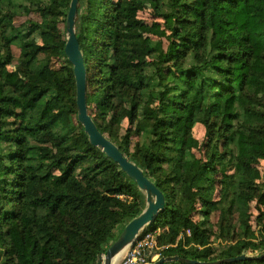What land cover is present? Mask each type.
Instances as JSON below:
<instances>
[{
  "label": "trees",
  "instance_id": "obj_1",
  "mask_svg": "<svg viewBox=\"0 0 264 264\" xmlns=\"http://www.w3.org/2000/svg\"><path fill=\"white\" fill-rule=\"evenodd\" d=\"M70 4L0 0V264H97L146 206L78 121L65 54ZM148 4L171 20L167 44L140 30ZM32 12L40 22L16 26ZM76 34L90 115L165 196V210L144 230H162L161 258L170 260L162 264L219 262L253 243L258 255L221 264H264V0H80ZM196 124L208 133L205 158L190 144Z\"/></svg>",
  "mask_w": 264,
  "mask_h": 264
},
{
  "label": "water",
  "instance_id": "obj_2",
  "mask_svg": "<svg viewBox=\"0 0 264 264\" xmlns=\"http://www.w3.org/2000/svg\"><path fill=\"white\" fill-rule=\"evenodd\" d=\"M79 2L80 0H71L65 25L67 35L65 54L74 70L78 121L88 135L90 144L100 149L107 157L112 159L121 170L136 183L138 188L144 192L146 196V207L143 212L126 225L119 238L110 246L106 253L98 257L97 261V264H119L117 260L121 253L129 249L145 227L153 223L157 216L165 210L166 200L163 192L144 174L143 170L136 163L130 161L117 144L99 130L90 115L87 105V69L76 34V19L78 16ZM246 259H248V256L241 255L236 258L225 259L214 263L182 260L179 257H175L171 260L182 261L187 264H221L244 261ZM167 261L170 260L160 258L156 262L150 264H162Z\"/></svg>",
  "mask_w": 264,
  "mask_h": 264
},
{
  "label": "rangeland",
  "instance_id": "obj_3",
  "mask_svg": "<svg viewBox=\"0 0 264 264\" xmlns=\"http://www.w3.org/2000/svg\"><path fill=\"white\" fill-rule=\"evenodd\" d=\"M154 9H155V5L148 4V5L144 6V8L142 10H140V12L138 13V18H139L140 24H141L140 30L143 32L144 37L147 41L162 39L165 42V44H167L166 36L168 35V32H167L166 27H165V22H170L171 20L168 18H156L154 15ZM29 20L40 22L41 18H40L38 13L32 12L29 15L18 16L15 19V24H16V26H23V25H26V22ZM60 29L63 32L64 25L62 23L60 24ZM65 38H67L66 34H65ZM35 42L37 44H41V41L38 38H35ZM12 50H13V54L15 56V63H17L18 58L20 56V50L17 46H13ZM52 65L54 68H59L61 66V63L56 59H52ZM12 69H13V67H12ZM36 80H37V78L33 77L28 81L34 82ZM257 94L260 97H264V89L262 87L258 88ZM127 127H128V122L124 121L121 125V129H120V133H119L121 137L125 135ZM80 130H81L80 125H76V127L74 129V133L78 134V133H80ZM207 139H208V133H207L206 129L204 128V126L201 124H196L193 128L192 135L190 136V144L192 145L193 152L196 154V156L198 158H201V157L205 158ZM137 140H138L137 138H133L132 139L133 144H135V142H137ZM259 160H260L259 169L261 171H263L264 170V158H260ZM233 172H234L233 169H230L228 174L220 175V179H223L226 176L233 174ZM57 174H59V173L57 172ZM122 198H126V197L123 196ZM251 207H252V213H253L252 225L254 226L253 228L255 230H257L256 224H255V219L258 216V212L255 210V204L254 203L251 205ZM4 209H5L4 217L9 216V215L11 216V208L8 207V205L6 203H4ZM219 217H220V211H214L212 216H211L213 232L217 231L216 224L219 220ZM201 219H202V217L200 215H198L196 217V220H201ZM145 228H148V226ZM144 230L142 231V234L145 232H151V231H144ZM212 240H213V248L216 249V251L221 250L222 246L224 245L222 243V241H218L216 237H213ZM0 248H1V244H0ZM244 253L247 256H256L259 254V251L257 249L256 244L253 243L244 251ZM124 256H125V254H124Z\"/></svg>",
  "mask_w": 264,
  "mask_h": 264
},
{
  "label": "built area",
  "instance_id": "obj_4",
  "mask_svg": "<svg viewBox=\"0 0 264 264\" xmlns=\"http://www.w3.org/2000/svg\"><path fill=\"white\" fill-rule=\"evenodd\" d=\"M161 232V229L143 234L141 232L119 264H150L159 260L163 250L167 248L159 244L158 236ZM187 234L190 235V231Z\"/></svg>",
  "mask_w": 264,
  "mask_h": 264
},
{
  "label": "bare ground",
  "instance_id": "obj_5",
  "mask_svg": "<svg viewBox=\"0 0 264 264\" xmlns=\"http://www.w3.org/2000/svg\"><path fill=\"white\" fill-rule=\"evenodd\" d=\"M126 251H128V249H126L123 253H121V255L118 257L117 263L120 262V260L123 258V256L126 253Z\"/></svg>",
  "mask_w": 264,
  "mask_h": 264
}]
</instances>
